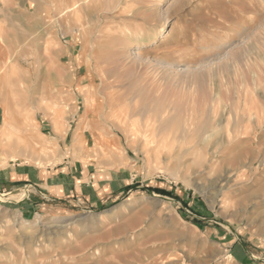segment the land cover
<instances>
[{
  "label": "rangeland",
  "instance_id": "374dc122",
  "mask_svg": "<svg viewBox=\"0 0 264 264\" xmlns=\"http://www.w3.org/2000/svg\"><path fill=\"white\" fill-rule=\"evenodd\" d=\"M66 163L133 188L50 214L7 182ZM233 240L264 260V0H0V264H230Z\"/></svg>",
  "mask_w": 264,
  "mask_h": 264
},
{
  "label": "crops",
  "instance_id": "0c3cea01",
  "mask_svg": "<svg viewBox=\"0 0 264 264\" xmlns=\"http://www.w3.org/2000/svg\"><path fill=\"white\" fill-rule=\"evenodd\" d=\"M10 184L26 183L30 204L41 212L50 214H77L84 209L100 208L116 196L121 188L109 177L89 171H77L74 165L66 163L54 171L42 172L27 168L22 174L15 171L7 177ZM124 186L121 192H125ZM112 199V198H111ZM234 242V243H233ZM230 264H264L252 259V254L238 240L226 244Z\"/></svg>",
  "mask_w": 264,
  "mask_h": 264
},
{
  "label": "bare ground",
  "instance_id": "6f19581e",
  "mask_svg": "<svg viewBox=\"0 0 264 264\" xmlns=\"http://www.w3.org/2000/svg\"><path fill=\"white\" fill-rule=\"evenodd\" d=\"M68 9H69V8H68ZM107 76H108V75H107ZM107 76H106V77H107ZM105 81H106V80H105ZM109 86H110V85H109ZM152 94H153V93H152ZM122 111H123V110H122ZM136 112H139V111H136ZM142 112H143V115H145V114H149V113H148L147 111H145V110H142ZM149 112H150V111H149ZM156 112H157V111H155V115H154V119L156 118V119L154 120V123H157V122L160 123V122H162V118H161V119H160V118L157 119ZM162 112H165V111H162ZM124 113H125V112H124ZM141 115H142V113H141ZM161 115H162V114H161ZM166 115H167V113H166ZM133 116H134V115H133ZM158 116H159V115H158ZM152 117H153V116H152ZM161 117H162V116H161ZM140 118L143 119L141 116H140ZM140 118H139V119H140ZM145 118H147V117H145ZM119 119H120V118H119ZM148 120H149L150 122L153 121V120L151 121V120L149 119V117H148ZM143 122H146V121L144 120ZM150 122H149V123H150ZM147 123H148V122H147ZM145 124H146V123H144L142 127H144ZM149 125H151V124H149ZM159 125H160V124H159ZM146 126H147V125H146ZM146 126H145V128H146ZM150 127H151V126H150ZM150 127L148 126V127L146 128L147 130L149 129V135H150V134H154V131H157V130H158L157 128H156V130H154V129L150 128ZM161 127H162V126H161ZM166 127H167V126H166ZM143 129H144V128H143ZM151 129L153 130L152 133H150V131H152ZM145 131H146V130H145ZM145 131H144V132H145ZM164 131H165V130H164ZM138 132H139V131H138ZM157 132H158V131H157ZM157 132H156V133H157ZM181 132H182V134H186V129H183ZM140 134H143V132L140 133ZM145 134H146V133H145ZM145 134H144V135H145ZM147 134H148V133H147ZM143 137H144V136H143ZM11 146H12V143H10V142H7V143L4 145V147H6V148H8V149H10ZM216 153H217V152H213V153H212V157L215 156L214 154H216ZM223 179H224V178H223ZM224 180H225V179H224ZM224 180H223V181H224ZM217 181H218V183H217L218 186H219V184L224 183V182L221 181V180H217ZM225 182H226V181H225ZM228 183H229V182H228ZM225 184H226V183H225ZM225 184H224V185H225ZM221 185H223V184H221ZM221 187H222V186H221ZM224 187H225V186H224ZM223 189H224V188H223Z\"/></svg>",
  "mask_w": 264,
  "mask_h": 264
},
{
  "label": "trees",
  "instance_id": "16d2710c",
  "mask_svg": "<svg viewBox=\"0 0 264 264\" xmlns=\"http://www.w3.org/2000/svg\"><path fill=\"white\" fill-rule=\"evenodd\" d=\"M132 188H133V187H130V186H129V187L126 188V191L132 190Z\"/></svg>",
  "mask_w": 264,
  "mask_h": 264
}]
</instances>
